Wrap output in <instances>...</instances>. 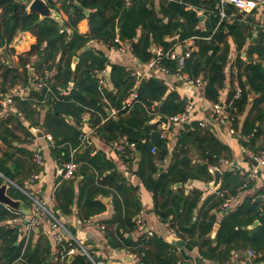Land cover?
I'll list each match as a JSON object with an SVG mask.
<instances>
[{
  "label": "trees",
  "instance_id": "16d2710c",
  "mask_svg": "<svg viewBox=\"0 0 264 264\" xmlns=\"http://www.w3.org/2000/svg\"><path fill=\"white\" fill-rule=\"evenodd\" d=\"M75 3V5L68 4L67 0L61 3V10L66 15V19L62 20L63 24L60 26L54 19H40L36 14H29L26 5L17 4L15 7L14 0H0V47H5L11 53L9 45L19 32H29L36 39L30 50L19 57L18 65L22 68L21 72L0 62V92L5 91L4 88L7 87V84L13 86L18 82L23 84L27 81L23 67L31 58L35 59L33 62L36 71L42 73L44 69L49 70L51 68L50 61L60 55L55 66L56 74L52 78H47L51 93L46 90L31 91L29 100L36 104L44 102L50 115L57 120L54 127L44 123L46 131L52 135L56 147L60 146L53 150V154L60 157L63 162L69 160L67 144L70 143V148L75 149L78 146L79 133L73 125L66 124L65 119L56 117L55 113L66 115L65 117H69L77 126L85 111L92 112L90 119L94 125H97L96 133L101 140L111 143L125 137L127 145L134 144L135 150L139 151L141 160L135 175L143 186L152 192L155 213L161 221L167 222L170 229L174 231L176 229L174 218L179 215L180 207H182L183 225H189L192 222L191 217L197 207L200 192L192 191L194 200L187 202L188 197L184 195L183 187L176 189L175 192L171 189L174 184H185L189 180L199 178L197 173L193 172L190 160L185 157L187 151L184 146L188 141L193 146L198 143V149L203 154L200 156L198 152V156L201 159L205 158L208 165L217 163L219 158L223 157L225 153H229V147L216 139L213 133L203 132L196 123L192 126V130L181 131L179 148L173 154L169 167L165 172L158 173L153 164V156H146L145 151L155 148L157 153L154 154L155 158L157 161H162L167 154L166 143L160 137V131H157V123L146 124L158 114L167 115L170 118L181 113L186 102L180 99L175 92L166 95V87L158 79L150 78L147 81L138 82L125 68L111 65L102 52L86 50V47L89 41L100 42L110 47L113 45V39L117 36L122 41H129L132 54L143 63H147L152 55L148 52L151 42L168 50L173 47L169 41H166L167 38L177 37L178 43L192 39L198 52L190 55L182 70L179 71L176 63L167 59L161 60L160 65L171 74L182 72L192 81L198 79L199 73L207 68L208 75L204 77L206 80L205 96L216 103L217 90L223 87V69L229 53L226 39L228 36L233 37L237 41V49H241L246 41L247 27H238L235 24L238 22L236 18L233 20V24H228L226 19L221 20L218 11L214 8L216 0H184L183 4L164 0L159 3L158 10L153 0H75ZM55 9L57 13L60 10V8ZM200 9L206 13H208L207 11L211 12L208 14L210 24L205 25L206 30L197 28L199 23L197 12ZM85 11L88 12L87 16L84 14ZM84 19L88 21V36H83L77 31V25ZM138 30L140 31L139 35L137 34ZM237 32L244 34L242 41H238ZM252 54L257 55L258 61H249L245 64L241 58L235 61L238 71L236 80L241 87V95L238 99L233 100V92H230L228 100H231L232 110L237 116L243 114L247 106H250L241 126L238 128L237 120H235L232 127L235 131L239 130L241 137H247V143L243 141L244 147L250 148V151H257L253 149L260 137L264 147V33L263 38H260L253 48L247 50V57ZM197 55L199 56L198 61L195 60ZM74 56L78 57V63L74 71H71L70 62ZM106 66L111 68L109 80L112 90L104 92L99 90L93 72L103 70ZM70 81L74 83V87L67 96L60 95L59 89L65 88ZM244 81L247 82L246 86ZM132 91L137 95L135 102L131 109H122L123 100ZM210 93L212 95H209ZM101 98L107 99L109 107H118L119 111L115 120L109 119L99 125V115L104 114L105 109L109 108L108 105L101 102ZM249 98H251L250 102ZM29 101H19L18 103L30 107L31 102ZM184 139L188 141H184ZM125 151L126 153L129 151L127 146H125ZM75 161L81 165V175L84 177L83 187L80 191V197L85 196L84 204L80 209L82 221L88 220L94 214L104 210L102 202L94 199L98 194L105 197L108 195L106 190L99 187H102V184L115 183L114 194L117 193L115 216L108 222V225H115L113 230L115 238L105 230V239L108 245L137 254L140 257V264H178L180 262L174 254L175 249L162 239L152 235L148 236L147 233L141 234L138 238L133 237L136 229L135 217L141 209L136 197L138 188L127 186L126 179L120 173H116L111 165H106V162L101 164L103 160L99 154L90 156L87 150L81 152L76 150ZM3 164L4 160H0V173L10 178L9 173L3 169ZM105 166L106 169H104ZM195 169L198 173L201 172L210 177L205 165L199 163ZM108 170L111 172L103 178V172ZM156 173L158 178L155 179ZM2 181L0 178V184ZM96 181H98V187L95 186ZM69 184L70 182L62 183L59 189L63 193H71ZM241 184L242 180L239 181L237 177H233L232 171L223 172L219 190L235 191ZM54 198L57 201V209L63 213L67 212V206L58 204V194H55ZM220 203L221 199L216 195H211L206 200V209L203 211V218L207 219V222L197 223L194 221L190 230H185L182 225V230H185L189 235L186 249L190 250L192 246H198L202 259L219 264H227L232 250L245 249L246 246L237 248L233 246L238 240L250 244L254 250H263L264 216L260 214L263 201L256 200L254 202L251 198L245 199L233 212L228 211L229 213L224 215L215 236V243H211L207 236L212 230L215 217L209 213ZM82 209H85L83 213ZM11 219H13V215L0 204V264H10L21 256L31 264H46L39 259L37 245L33 248L29 241L25 247H23V243L17 244L19 227L15 226L13 229H9L4 226ZM255 220L260 222V226L255 228L256 233L249 236L242 228L252 225ZM196 226H199L200 231L198 237L193 238ZM176 231L178 230L176 229ZM44 243L46 247L43 251L48 259L51 255L50 243ZM64 245L66 246L67 243ZM182 258L187 260L188 257L183 255ZM64 264L92 263L85 256H76L72 262L69 263L68 260H65Z\"/></svg>",
  "mask_w": 264,
  "mask_h": 264
},
{
  "label": "crops",
  "instance_id": "0c3cea01",
  "mask_svg": "<svg viewBox=\"0 0 264 264\" xmlns=\"http://www.w3.org/2000/svg\"><path fill=\"white\" fill-rule=\"evenodd\" d=\"M14 1L18 5H26V9L28 3L31 2L30 0H14ZM63 1L64 0L55 4L51 2V0H45V2L48 4V6L51 9L56 11L55 8H60V10H58V14L61 20L66 19V15L61 10V3ZM161 1L164 0H153L157 10H158V5ZM218 6H219V0H216V4L214 7L216 11H218L217 9ZM223 10L226 14H230V13L235 14V17L233 19L226 20L228 24H233L234 22L233 20L236 18L238 22L235 24L238 27L241 26L247 27V30L245 31L246 41L245 44L242 45L241 49H237L238 44L237 41L233 39V37L228 36L226 39L227 44L229 46V53L223 69V74H224L223 87L222 89L220 88L219 90H217V94H218L217 101L230 102L231 100H228V96L230 92H233L234 95L235 90L237 88L241 90V87L239 86V83L236 80L238 71L235 67V61L238 58H241V60L244 62L243 64L248 63L249 61H253V62L258 61V57L256 54H252L249 57H247L246 52L249 48H253L257 44V41L260 38H263L264 4L255 7L252 10V12L249 14H244L236 10L231 5H225ZM207 12L208 13L204 12L203 10L197 12L198 20L199 17H203L202 20H199L197 26V28H199L200 30H206L205 25L210 24V19L208 17L209 16L208 14L211 12L210 11ZM77 31L79 34L83 36H88L89 26L87 19L82 20L77 25ZM137 34L138 35L140 34L139 30ZM237 36H238V41L239 40L242 41L244 39V34H242L241 32H237ZM173 40H176L175 44L171 43ZM166 41H169L172 44L173 49L179 55L186 50H190L191 53L190 55H192V53L198 52V48L194 45V41L192 39H187L185 42L178 43L177 37H174V38H167ZM35 42L36 39L31 33L29 32L17 33L13 41L9 45V49H11L12 52L9 53L7 50L8 56L10 57L11 60L10 67H13L21 72L22 68L19 67L18 65L19 57L27 53L30 50V47L33 44H35ZM157 47H161V46H156L151 42V46L148 52L150 54H153L154 49ZM2 48L5 47H0V61L5 65H7V62L5 61V59L1 54ZM87 49H92L94 52L96 51L102 52L111 65L121 66L125 68V70L128 71L132 76H134L138 82L141 80L147 81L150 78H156L159 81H161L163 85L166 87V95L175 92L179 96V98L184 100L186 103L188 102L192 103L193 113L191 115L189 122L190 125L189 130H192V126L194 124L203 121L207 125L205 128H201V130L203 132L213 133V136L216 139L221 141L224 145L228 146L230 149L229 153H225L223 157L219 158V161L222 159L228 161L227 165H222L219 169L222 172V174L223 172L232 171V176L237 177L239 181L242 180V184L243 182H245V179L239 176V171H243L245 173L244 176L251 178L250 180H248L249 185L247 184L248 187L244 189L240 201L229 212H233L247 198H251L254 202H256V200L261 199L260 196L263 194V190H264V168H258L254 166L253 161L249 159V153L257 152L259 150H264L261 141L262 138L261 137L259 138L258 142L256 143L253 149L257 151H250L249 150L250 148L243 146V141L247 143V137H243V136L241 137L239 134V130L235 131L232 125L219 126V125L210 124V119H209L210 110L212 104H214L215 102L211 98L205 96L206 80L204 79V77H207L208 75L207 68H205L199 73L200 76L198 77V79L202 82V85L195 86L194 81L189 79V77L183 74L182 72H176L174 74L171 73L163 74L161 72L153 71L151 73H148L146 69V63H143L139 58L135 57L132 54V51H128L125 53H117V54L111 53L106 45L96 41H89L86 47V50ZM59 56L60 55L55 56V58L49 63L51 65V68L49 69L50 70L49 78H52L56 74L55 66L58 63ZM75 58L77 59L76 62H74ZM34 60H35L34 58H31L30 62L34 64L33 62ZM195 60L196 61L199 60L198 55L195 57ZM77 63H78V57L74 56L70 62L71 71H74ZM263 66H264V62H263ZM106 68L108 70L107 85L109 88L105 90L110 91V88H112V84L109 80V73L111 68L110 66H106ZM183 75L186 76V79H183L182 77ZM19 83L20 82H18L17 84ZM243 83L245 86L247 85L246 81H244ZM13 86H9L8 88L5 87L4 89L7 90ZM73 87H74V83L72 81L68 82L65 88L59 89L61 91L60 95L67 96ZM105 90L103 91L105 92ZM209 95L212 94L210 93ZM250 101L251 98H249V102ZM18 102L19 101L15 103L14 107L12 108V111L6 116V118L0 121V160H4V164L2 165V167L10 175V178H8L0 173V178H2V180H8L10 182L9 188L7 190V195L13 200L21 201V203L25 205V208L27 210H29V199L25 195V192L34 193L38 195V197L42 199L49 206L51 211L54 212L53 214L58 217L57 219L66 229L67 239L69 238V235H71L72 239L77 244H79L84 250V252L82 250H79L74 255H67L61 258L60 249L66 250L69 244L60 247V249L58 247L57 249L52 239V234L49 231V228L47 227L46 224L40 223L38 228L31 234L28 240L33 245L32 246L33 248H35V245H37L39 259L43 260L46 264L48 262H50V264H64L65 260H68V262L70 263L74 260L76 256H85L90 262L91 260L94 261L102 260L105 261L107 264H134L133 260L129 256L130 254H134V253L112 248L108 245L105 239V230L108 231V233H110L115 238V234L113 231L115 225H108V222L112 219V217L115 216V203L117 202V193L114 194L115 192L114 187L116 186V184L115 183L102 184V187L99 188L106 190L108 195L105 197L101 194H98L94 197L95 200H100L102 202V204L104 205V210L100 213L94 214L89 219H91L92 222L95 224L97 223L103 225L105 228L104 231L102 232L98 230L96 227H92L88 230L83 229L81 226L82 220L80 219L81 218L80 209L84 204L85 196L80 197V191L81 188L83 187V180H84V177L81 175V169H80L81 165L78 164L79 168L76 172V179L74 181H61L56 174V169L61 164V162L62 163L68 162L72 158H74L75 160V154H76L75 150L78 148V146L75 149H71L70 143L67 144L69 151V160L63 162V160L60 157H56L53 154V150L59 148L60 146L56 147L54 141H52V143H48L45 141V139H42L39 136H35L33 130H39L43 133V135L44 134L51 135L46 131L47 129L44 127V123L46 122L50 124L52 127H54L57 120H55L50 115V111H48V108L44 105L45 104L44 102H40L39 104H36L34 102L29 101L31 102L30 107L28 105L26 106L20 105ZM101 102L103 104L108 105V107L110 106L108 100L105 98H101ZM249 107L250 106H247L243 114L239 116L236 115L238 128L241 126L242 122L247 116ZM118 111H119L118 107L115 106L105 109L104 114L99 115L100 117L99 125L104 124L109 119L115 120ZM86 112L90 113L89 118L85 117ZM91 114L92 112L88 110L85 111L81 115V121L77 126L74 125L73 121L69 117H65L66 115L64 114L55 113V116L62 117L63 119H65L66 124L73 125L79 131V133L82 131L87 135L85 144L82 147L78 148L77 150H80V152L87 150L90 156L99 154L101 159L104 161V162L101 161V164H105L106 162L107 163L106 165L109 166L111 165L116 173H120L126 179L127 186L138 188L136 197L141 206L140 211L144 212V215L142 217L144 223V231L142 233L134 232L133 237L138 238L141 234L149 232L151 233L152 236H155L158 239H162L164 242L168 243L167 242L168 238L172 236L184 241V246L180 250L174 248L175 249L174 254L180 260L178 264H219L214 261L202 259L199 255L198 246L194 245L191 247L190 250L188 248L186 249L187 244L189 243L188 242L189 235L185 232L186 229L190 230V226L194 223V221H196L197 223L201 221L205 223L207 222V219L203 218V211L206 209L205 202L211 195H216V191L219 190V188L216 190L214 189L212 190V188L210 187V183L213 181V176L210 173L211 170L210 168L216 166L219 161L215 164L208 165L205 158L201 159L200 157L203 154L202 151L198 149V143H195L193 146L189 143L187 139H184V141H188V143H186V145L184 146V149H186L187 151L185 157L190 160V166L192 167L193 172L197 173L199 178L194 180H189L185 184L177 183L179 184V186H177V184H174L172 185L171 189L175 192L176 189L183 187L184 195L188 197L186 199L187 202L194 200V193H192V191L200 192V196L197 201L198 202L197 207L194 210L191 217L192 222L189 225H183L184 214L182 212V207H180L178 213L179 215L175 216L174 218L175 228L179 232L176 231V229H174L173 233H171L169 224L167 222H162L159 216L155 213V202L153 199L152 192L148 191L143 186L140 179L135 175V172L138 170L141 160V155L139 151L135 150V147L132 150L130 147L127 146V148L129 149L128 153L133 152L135 157L129 164L128 169H126L124 165L125 160L123 159L122 156L118 155L113 150L111 144L112 142L106 143L103 140H101L97 135L95 136L91 133V130H95L97 132L98 129L97 125H94L90 119ZM126 116L128 117L129 115L127 114ZM158 116L169 118V116L167 115L158 114L156 117ZM156 117L151 119L146 125L155 124L153 122ZM157 124H156L157 131L162 130L163 125L159 122H157ZM231 128L234 130V134L230 132ZM169 129L173 131V137L170 140H164L166 143L165 147L167 154L162 161H157V159L155 158L156 157L155 155L157 154L155 148H152L150 151L147 150L145 151L146 156L149 155L153 156V164L155 165V168L157 169L158 173L165 172L169 167L171 160L173 158V154L176 153L175 151H177L179 148V141L182 137L181 131H184L181 129L180 126L174 124H169ZM8 134L10 136H7ZM68 136L70 135L68 134ZM33 138H38V143L43 149L42 154L45 165L40 171L31 161L32 149L30 144L33 141ZM118 140H124L126 142L125 137L119 138ZM78 144L79 142L77 143V145ZM152 150H154V152H152ZM198 152L200 153V156H198ZM199 163L205 165L208 168V172H209L208 175L210 177H208L206 174H203L201 172L198 173L196 171L195 169L196 165ZM104 169H106V166L104 167ZM37 171L40 172L39 179L33 183H29V179ZM110 172H111L110 170L103 172L102 177L104 178ZM154 178L155 179L158 178L157 173L155 174ZM69 182L70 184L68 185V187L71 189V193L68 192L63 193L61 189H59V187L61 186L62 183H69ZM95 186L98 187V181L95 182ZM55 194L56 195L58 194L59 196L58 204H62L63 206L68 207L67 212L63 213L57 209L58 205H57V201H55L54 198ZM7 210L12 215L14 214L13 213L14 211L9 209ZM84 211L85 209H82V213ZM260 212H261L260 214L264 216V201H263V208L260 210ZM209 214L214 215L215 221L212 230L207 236V238L211 240L212 244H214L215 236L220 227V222L225 214L224 215L220 214L216 207ZM137 216L135 217V219L137 218ZM171 217H169V219H171ZM179 223L181 224L179 225ZM4 226H7L9 229H13L15 226H18L19 230L17 234V244L23 243L21 242L20 239V230L22 228V224H14L13 220L11 219L8 222H6V225ZM258 226H260V222L258 220H255L252 225L243 227L242 229L244 231L246 230L248 235L251 236L254 233H256L257 230L255 228H257ZM181 227L184 228L185 230H182ZM199 231H200L199 226H196L193 234L194 235L193 238L198 237ZM44 242L50 243L49 246H50L51 255L48 259L46 258V253L43 251V249L46 247ZM22 245L23 247H25L24 244ZM233 246L236 248L243 246L246 247L245 249L232 250L230 252V257L227 264H259L256 259H251L246 257L247 251L249 250L257 251L252 249L250 247L251 246L250 244H246L244 243V241L238 240L235 242V244H233ZM183 255H186L188 257L187 260L186 259L184 260L182 258ZM20 258L24 259L26 264L27 263L31 264L30 262L27 261V259L23 258L22 256L19 257L18 259ZM18 259H16L15 261H17Z\"/></svg>",
  "mask_w": 264,
  "mask_h": 264
},
{
  "label": "built area",
  "instance_id": "2783aa9c",
  "mask_svg": "<svg viewBox=\"0 0 264 264\" xmlns=\"http://www.w3.org/2000/svg\"><path fill=\"white\" fill-rule=\"evenodd\" d=\"M32 1V0H30ZM62 0H51L53 3H59ZM168 2H176L179 4H183L184 0H167ZM264 0H219L218 6V15L220 19L230 20L235 17L234 13L226 14L223 10L225 5H231L236 10L249 14L252 10L259 6L263 5ZM201 11V9L199 10ZM111 53H125L131 51V46L129 41H122L117 36L113 39V45L108 47ZM190 50L184 51L182 54H177V52L170 48L168 50H164L162 47H157L154 49L153 54L150 59L146 63V69L148 73L153 71L161 72L163 74H169V71L160 65V61L163 59L171 60L176 63L178 70H182L184 67L185 61L190 57ZM23 69L26 72L27 81L23 84H17L4 92H0V121L4 120L6 116L12 111L15 103L17 101H26L30 99V92H39L42 90H46V92L51 93V89L49 87L47 78L50 77L49 70H43L42 73L36 71V68L33 63L30 61L24 64ZM94 75L96 76L98 88L100 91L108 89V70L104 68L103 70L94 71ZM183 79H186V76H182ZM195 86L202 85V82L199 79L194 81ZM112 90V88H110ZM241 90L237 88L233 95V99L236 100L240 97ZM137 95L135 92H130L125 99L123 100V108L122 109H131L133 103L135 102ZM231 102L217 101L212 104L210 110V124L225 126L232 125L237 116L235 112L232 110ZM193 113V105L188 102L185 104L184 109L181 113L168 118V124L166 128H162L160 130V137L164 140H170L173 137V131L169 129V124H174L177 126H182V124L190 122L191 115ZM90 113L86 112L85 117L89 118ZM206 123L200 121L197 123L199 128H205ZM190 127V126H189ZM230 132L234 134V130L231 128ZM93 135H97L95 130H91ZM87 135L84 132H80L77 140L79 142L78 148L82 147L85 144ZM42 139H45L46 142L52 143V136L49 134H44ZM113 150L120 156L123 157L125 162V168L128 169L129 164L134 158L133 152L126 153L125 146H128L124 140H117L111 143ZM32 149L31 161L40 171L44 167V158H43V149L38 143V138H33V141L30 144ZM130 147L132 150L134 149V145L131 144ZM77 148V149H78ZM76 149V150H77ZM75 150V151H76ZM154 152V150H152ZM249 159L255 162L256 167L264 168V150H259L257 152H250ZM227 160H220L216 166L211 167V170H219L222 165H227ZM78 163L72 158L68 162H64L58 166L56 169V174L61 181H74L76 179V172L78 170ZM37 171L34 173L29 179V183H33L37 181L40 177V172ZM245 173L243 171H239V176L245 179V182L241 186H239L235 191H231L229 189H221L216 191V195L219 199H221V203L218 205L217 210L220 214H226L230 211L235 205L238 204L242 193L245 188H247L248 180L250 177L244 176ZM10 184V182H9ZM22 191V190H21ZM23 192V191H22ZM25 195L29 199V211L30 216L22 215L20 211H14L13 215V223L14 224H22V228L20 230V239L23 242L24 246L28 243L29 237L31 234L38 228L40 223H44L49 228V231L52 234V239L56 248L60 249L63 244L67 243L68 248L66 250H61V258L67 255H74L77 251L83 250V248L77 244L69 235L67 239V231L60 223V221L54 216L53 212L49 208V206L38 197V195L34 193H26ZM260 200L264 201V190L263 194L260 196ZM54 202V199H53ZM7 208V207H6ZM9 209V208H7ZM11 210V209H9ZM144 215L143 211H140L136 218V229L134 232L142 233L144 231V223L142 217ZM81 226L83 229H90L92 227H96L100 231H104V226L101 224H95L91 219L82 221ZM170 232L173 231L170 229ZM148 236H151V233H147ZM72 242V243H71ZM72 244H75L74 246ZM64 252V253H63ZM130 258L133 260L134 264H140V258L136 254H130ZM246 257L251 259H256L259 264H264V249L260 251L249 250L246 252ZM92 264H107L105 261L99 260L94 261L91 260ZM12 264H26L24 259L20 258Z\"/></svg>",
  "mask_w": 264,
  "mask_h": 264
},
{
  "label": "water",
  "instance_id": "95a60500",
  "mask_svg": "<svg viewBox=\"0 0 264 264\" xmlns=\"http://www.w3.org/2000/svg\"><path fill=\"white\" fill-rule=\"evenodd\" d=\"M67 1L68 4H72V5L76 4L75 0H67ZM16 5L17 4H15V7ZM26 10L29 14L38 15L40 19L51 18L56 20L60 26L63 24V21L60 19L59 14L55 10L51 9L48 6V4L45 2V0H32L30 3H28ZM84 14L87 16L88 12L85 11ZM202 19L203 17H199V20ZM171 43L175 44L176 40H173ZM1 54L5 59V61L7 62V65H10L11 60L10 57L8 56L7 49L2 48ZM76 60L77 59L75 58L74 62H76ZM157 122L161 123L163 125V128L165 129L168 124V118L158 116L154 119L153 123H157ZM189 126L190 125L188 123L182 124L181 129L184 131H188ZM33 133L35 136H39L40 138H42L43 136V133L39 130H33ZM253 164L254 166H256L255 162H253ZM210 173L213 176V181L210 183V187L212 188V190L213 189L216 190L220 186L222 172L220 170H210ZM177 186H179V184H177ZM8 188H9V181L3 180L0 185V204L11 210L20 211L25 216H29L31 214L30 211L25 208V205H23L21 201L13 200L7 195ZM167 242L177 250H180L184 246V241L172 236L168 238Z\"/></svg>",
  "mask_w": 264,
  "mask_h": 264
},
{
  "label": "rangeland",
  "instance_id": "374dc122",
  "mask_svg": "<svg viewBox=\"0 0 264 264\" xmlns=\"http://www.w3.org/2000/svg\"><path fill=\"white\" fill-rule=\"evenodd\" d=\"M0 62H1V61H0ZM6 86H7V88H8V87H9V84H7Z\"/></svg>",
  "mask_w": 264,
  "mask_h": 264
}]
</instances>
